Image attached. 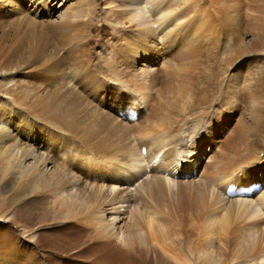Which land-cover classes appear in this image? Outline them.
<instances>
[{
	"label": "bare ground",
	"instance_id": "bare-ground-1",
	"mask_svg": "<svg viewBox=\"0 0 264 264\" xmlns=\"http://www.w3.org/2000/svg\"><path fill=\"white\" fill-rule=\"evenodd\" d=\"M56 1L0 0V264H84L24 225L46 205L100 262L264 264V64L231 71L264 62V0Z\"/></svg>",
	"mask_w": 264,
	"mask_h": 264
},
{
	"label": "rangeland",
	"instance_id": "rangeland-1",
	"mask_svg": "<svg viewBox=\"0 0 264 264\" xmlns=\"http://www.w3.org/2000/svg\"><path fill=\"white\" fill-rule=\"evenodd\" d=\"M25 1H27V0H25ZM70 1L71 0H69L68 2L67 1H64V0H57L56 1V4H57L56 7L62 8V4L63 3H67V5H69ZM29 2H30V0H28L27 4ZM26 8L29 9L30 7H26ZM61 12H62V9L61 10H57L55 12L54 19L55 18L58 19ZM43 17L44 16H42V18ZM165 41H166V38L163 40V44H164ZM164 55L169 56L168 53L166 52V50H160V52L157 53V56L158 57H162ZM253 63H255V65ZM262 64H264V62H261V61H255V62L254 61H251V62L248 63L247 62V59H245V62H242L240 64H236V66L231 71H235V69H238L237 72H239V70L241 68H244V70H245L248 67L251 68V66H253V65L254 66H263ZM221 68H220L219 72H221ZM242 73H244V72H242ZM1 74L2 73H0V75ZM96 76H97V74H96ZM2 77L3 76H0V84H2L3 83L2 81H4L2 79ZM87 79L89 80V77ZM75 80L76 79H74V81ZM88 80H86V82H88ZM233 82L234 81L232 80L231 84ZM48 86L49 87H45L46 90L52 89V91H54L52 94H54V96L57 95V92L55 91L57 89V84L51 82L50 84H48ZM92 87L93 86L91 85L89 88H92ZM105 87L106 86H104L103 89ZM1 89H3V88H0V90ZM97 94H98V92L96 94H94L93 96H91L90 99H88V102H92V103L96 104L97 106L100 103H102L103 94H98V95ZM128 114H131V113H128ZM82 117H83V114L78 113L77 115H75L74 117H72V120L74 121V123L75 122L77 123L78 118L80 119ZM60 133H62V132H60ZM38 135L39 136H42L41 134H38ZM204 140H205V138H204ZM38 144L40 145L41 143L38 142ZM166 152L167 151H164V153H166ZM140 153H141L142 156L145 155V151H144L143 148L140 150ZM179 162L182 163L183 161L181 160ZM177 164H179V163H177ZM71 166H75V164L74 165H71ZM144 167L147 168V169H145L146 171L150 172L151 171L150 169L152 167V164H148V163L146 165L144 164ZM159 170H160V172H159L160 176L161 177H164L163 170L162 169H159ZM170 170H172V169H170ZM248 172L250 173L251 170H248ZM168 173L170 175H175L176 174L180 179L188 178L186 173L179 172V171L177 172L176 170L173 171L172 174H171L170 171H168ZM165 179H166V177H165ZM122 185H125V184L123 183ZM137 185H138L137 182L132 181V185L126 184V186H127L126 188H125V186L122 187L123 188V190H122L123 191L122 197H124L125 200L131 201V202H132V198H134L133 201L136 200L139 197L138 192L135 191L137 189ZM129 186H131V187H129ZM57 189L58 188H56V187H51V188L48 187L45 190H46V192H47L48 195H51V194L55 193V191H57ZM126 190H128V192ZM131 193H133V194H131ZM130 194H131L132 197H129ZM221 194L225 198H226V196H227V198H229L230 195L234 196V193L229 194L223 188H221ZM10 196H11L10 194L7 195V196H0V216L3 215V213H2V209L3 208H5L6 206H9L10 207V205L14 206L13 204H11L12 201H10V198H9ZM1 197L4 198L5 202H4L3 199H1ZM118 202L119 203L123 202V199L119 200ZM119 205H121V204H117L115 207H118ZM10 211H12V207L10 208ZM125 218H126V216H125ZM62 221L63 220L58 215H56L55 212H53L51 210L50 205H46L45 210H44L43 213H41V214H37L36 213L31 218V220L29 222L24 223V225H26V227H27V229H28V231L30 233H36L38 235H42V236L46 237V240L40 241L39 243H40L41 249L44 251L45 256H47V259H51L52 258L54 262H55V260H57L56 262H58V260H60V259H63L64 261H71L70 260L71 258H67V257H69V256L70 257L77 256V262L78 263H84V264H94V263L95 264H118V263H114V262L113 263H111V262L110 263H107V262L105 263V261H103L104 263L103 262H100L98 258H100L102 256L108 255V251H106L104 248H101L98 245V242L97 241H95L92 238L90 239V237L85 234L86 233L85 230H82L81 231V228H78L77 231L76 230L71 231L69 228H67L66 226H64L62 224ZM0 223H4V220L0 219ZM67 229H69V230H67ZM64 238H67L68 240H71V243H70L71 245H68L67 247L65 245H62V240ZM23 241H24V243H29L30 240H29V238L24 237L23 238ZM67 248H69V249H67ZM140 254H141V256L139 257V264H155V261L153 259V253L150 250L149 251L148 250L142 251ZM82 255L84 256V258L82 257ZM225 264H227V262H225Z\"/></svg>",
	"mask_w": 264,
	"mask_h": 264
}]
</instances>
